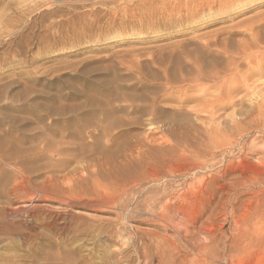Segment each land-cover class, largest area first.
<instances>
[{"label":"rangeland","instance_id":"374dc122","mask_svg":"<svg viewBox=\"0 0 264 264\" xmlns=\"http://www.w3.org/2000/svg\"><path fill=\"white\" fill-rule=\"evenodd\" d=\"M191 1L0 0V158H11V166L0 164V214L11 210V229L0 230V264H141L138 241L155 233L172 238L190 264L196 251L185 240L187 224L180 213L191 207L188 211L196 213L211 192L198 194L199 207L167 210L165 223L144 220L155 210L161 212L159 202L144 200L147 190L141 195L121 190L130 188V177L149 173L156 169L153 161L164 160L167 173L174 171L167 178V201L178 202L179 194L194 192L201 182L199 173L181 175L187 162L177 156L190 154L188 144L217 134L233 143L205 173L221 176L229 167L255 186L259 195L244 193L236 204L240 221L264 212V0ZM180 62V68L194 70L199 64L219 74L201 80L198 88L181 84L169 90L176 98L160 103L167 110L157 115L167 119V126L150 124L151 115H127L132 120L127 124L126 115L113 114L106 118L116 120L106 137L86 127L92 113L101 116L100 103L113 92L138 86V75L164 84L156 75L166 67L177 69ZM186 88L190 100L180 106L178 90ZM132 151L135 156H128ZM17 169L27 174L21 176ZM117 182L122 189L116 192L115 208L112 193L99 194L94 188ZM10 185L7 195L3 187ZM205 193L210 194L207 199ZM120 204L127 208L121 210ZM213 221L206 225H216L219 238L224 231L230 235L235 223L224 212ZM203 237L195 235L199 242ZM241 264H264V246Z\"/></svg>","mask_w":264,"mask_h":264},{"label":"bare ground","instance_id":"6f19581e","mask_svg":"<svg viewBox=\"0 0 264 264\" xmlns=\"http://www.w3.org/2000/svg\"><path fill=\"white\" fill-rule=\"evenodd\" d=\"M190 1V0H189ZM193 1V0H192ZM191 1V2H192ZM200 1V0H199ZM176 2V1H175ZM195 2V1H194ZM193 2V3H194ZM197 2V1H196ZM195 2V3H196ZM185 3V2H184ZM203 3V1H202ZM186 4V3H185ZM199 4V3H196ZM195 4V5H196ZM205 4V2H204ZM190 5V4H189ZM151 6V5H150ZM192 6V5H191ZM202 6V5H201ZM205 6V5H203ZM186 6H184L185 8ZM200 7V6H199ZM193 8V6H192ZM190 8V9H192ZM197 8V7H196ZM204 8V7H203ZM199 10V9H198ZM251 29V28H250ZM257 44V43H256ZM257 46V45H256ZM262 47V46H261ZM251 48V47H250ZM181 49V48H180ZM245 51H247V49H244ZM242 50V51H244ZM251 50V49H250ZM244 51V52H245ZM232 53V52H231ZM239 53V52H237ZM249 53V52H248ZM247 53V54H248ZM253 53V52H252ZM242 54V53H241ZM246 54V55H247ZM249 55V54H248ZM244 56V55H243ZM206 58V57H205ZM188 60V59H187ZM198 60V59H197ZM196 60V61H197ZM208 60V59H207ZM206 60V61H207ZM171 61V60H170ZM194 61V60H193ZM194 61V62H196ZM199 61V60H198ZM212 61V60H211ZM234 61V60H233ZM249 61V60H248ZM191 62V61H189ZM201 62V61H200ZM210 62V61H208ZM207 62V64H208ZM193 62H191L192 65ZM199 63V62H198ZM222 63V62H221ZM227 63V62H226ZM183 66V63L180 62V65L178 63V67L179 66ZM194 64V63H193ZM202 64V63H201ZM210 64V63H209ZM231 64V62L229 63ZM195 65H197L195 63ZM199 65V64H198ZM195 66L196 68L194 70L192 69H185V67H179L180 69L178 70L176 68H165L163 70V74L161 75H156V79L158 80H164L165 83L164 84H159V83H155L154 79H149L145 76L141 77L140 75H138L140 82L138 86L136 85H132V86H128V88L126 90H119L116 92H113L108 100H104L103 102L100 103V107L102 108L101 116H99V113L97 114V112L92 113V117L93 118H88L86 119V127H93L95 130H101L103 133V136L106 137L107 135V129L109 128V126H114L116 120L112 121V120H106V118H109L110 115L112 116L113 114H123V115H132V116H140V115H151L152 117L148 118L149 119V123L154 125H161V126H167V119H162L161 117H157V115L161 112H164L167 110V107H165L164 105H160V103L164 102L166 103L167 101H171L173 98V96L175 95H171L169 90H174L176 88H180V86L182 87L181 84H185L188 85V88H198V86H200V82L201 80H203L205 82L204 79H215L217 78V74H219V72H213L209 73L207 72L205 69H203L200 66ZM205 65V64H204ZM219 65V64H218ZM225 65V64H224ZM193 66V65H192ZM202 66V65H201ZM226 66V65H225ZM228 66V65H227ZM230 66V65H229ZM205 67V66H204ZM212 67V66H211ZM220 67V66H218ZM233 67V66H232ZM231 67V68H232ZM262 67V66H261ZM210 68V67H209ZM208 68V69H209ZM216 68V67H215ZM230 68V67H229ZM227 68V69H229ZM144 69V68H143ZM207 69V68H206ZM220 69V68H219ZM260 69V68H259ZM218 70V68H217ZM222 71L224 69H221ZM230 70V69H229ZM228 70V71H229ZM236 70V69H235ZM221 71V72H222ZM225 71H226V67H225ZM131 72V71H130ZM246 72V71H245ZM248 73V72H246ZM254 73V72H253ZM225 76V74H223ZM235 75V74H234ZM222 76V75H221ZM230 76H233V74ZM223 77V76H222ZM144 78V79H143ZM146 79V83L144 82V80ZM219 79V78H218ZM227 79V78H226ZM224 79V80H226ZM247 79V78H246ZM228 80V79H227ZM214 81V80H213ZM222 81V79H221ZM259 81V80H258ZM224 82V81H223ZM222 82V83H223ZM243 83V81H241ZM239 82V83H241ZM203 83V82H202ZM225 83V82H224ZM223 83V84H224ZM231 83V82H230ZM237 83V82H236ZM193 84V85H192ZM206 84V83H205ZM204 84V86H205ZM213 84V83H212ZM216 84V83H215ZM221 84V85H223ZM246 84V83H245ZM244 84V85H245ZM167 85H169L170 87H167ZM208 85V84H207ZM214 85V84H213ZM212 85V87L214 88V86ZM218 85V83H217ZM225 85V84H224ZM223 85V86H224ZM229 85V84H228ZM228 85L227 88H228ZM247 85V84H246ZM219 86V85H218ZM232 86V85H231ZM202 87V84H201ZM206 87V86H205ZM225 87V86H224ZM246 87V86H245ZM177 89L179 92H181V95H185L187 96L185 99L181 97H179V103L180 106L184 103H187L190 100V96L188 97L187 93V89ZM209 88V87H208ZM211 88V87H210ZM222 88V87H221ZM233 88V86H232ZM130 89V90H129ZM223 89V88H222ZM225 89V88H224ZM231 89V88H230ZM236 89V88H235ZM234 89V90H235ZM138 90H141L142 92H139ZM194 90V89H192ZM200 91V89H198ZM211 90V89H210ZM216 91V90H214ZM222 91V90H221ZM224 91V90H223ZM227 91V90H226ZM208 92V91H207ZM189 93V92H188ZM215 93V92H214ZM218 94V92H216ZM224 93V92H222ZM229 94V90L227 92ZM225 94V93H224ZM256 94V93H255ZM151 95V96H150ZM200 95V94H199ZM212 95V94H211ZM216 95V94H215ZM230 95V94H229ZM203 96V95H201ZM222 96V95H221ZM227 96V95H226ZM231 96V95H230ZM259 97V96H258ZM176 98V96H175ZM174 98V100H175ZM195 98V97H194ZM201 97H198V99ZM227 98V97H226ZM238 98V97H237ZM203 99V98H202ZM225 99V98H224ZM223 99V101H224ZM229 98H227V105L228 103L231 101H228ZM260 99V98H259ZM177 100V99H176ZM197 100V99H196ZM210 100V99H209ZM212 102V101H209ZM212 100V99H211ZM222 100V99H221ZM264 100V99H263ZM262 101V100H261ZM193 102V101H192ZM207 102V101H206ZM216 101H214L215 104ZM190 103V102H189ZM213 103V102H212ZM218 103V107L219 108V103ZM216 103V106H217ZM232 103V102H231ZM264 103V102H263ZM207 104V103H206ZM204 104V105H206ZM222 104V103H221ZM185 105V104H184ZM183 105V106H184ZM208 105V104H207ZM225 105V104H224ZM230 105V103H229ZM182 106V107H183ZM209 106V105H208ZM207 106V107H208ZM214 106V105H213ZM223 106V105H222ZM221 106V107H222ZM206 107V106H204ZM215 108V106H214ZM215 108V109H217ZM225 108V107H224ZM222 107V109H224ZM189 109V108H188ZM246 109V108H245ZM194 110V109H193ZM193 110H188V111H193ZM205 110V109H204ZM221 110V109H220ZM235 110V108H234ZM206 111V110H205ZM190 112V113H191ZM204 112V111H203ZM224 112V111H223ZM207 113V112H206ZM236 113V112H235ZM163 114V113H162ZM248 114V112H247ZM216 115V114H215ZM122 115H119V117ZM124 116V119L125 117ZM127 116V118H128ZM131 116V117H132ZM116 117L118 118V116L116 115ZM122 118V117H121ZM134 118V117H133ZM132 118V119H133ZM137 117H135L136 119ZM233 118V117H232ZM130 121V118H128ZM126 119L125 122H128ZM213 119V118H212ZM119 121V119H117ZM123 122V121H122ZM124 122V124H125ZM169 122V121H168ZM121 123V122H119ZM141 123V122H140ZM147 123V124H149ZM170 123V122H169ZM196 123V122H195ZM213 123V121H212ZM118 124V123H116ZM123 124V125H124ZM125 124V125H127ZM136 124V123H135ZM149 124V125H150ZM151 125V126H152ZM169 125V124H168ZM122 126V125H121ZM91 128V129H93ZM111 128V127H110ZM164 128V127H163ZM168 128V127H167ZM89 129V128H88ZM204 129V128H203ZM166 130V129H165ZM195 130V129H194ZM208 130V129H207ZM97 132V131H96ZM202 132V130H201ZM207 132V131H206ZM156 133V131L154 132ZM152 132V135L154 134ZM193 133V131H192ZM191 133V134H192ZM196 133V132H195ZM193 133V134H195ZM205 133V132H204ZM92 135H90L91 137H97V135L93 136V133H91ZM114 134V133H113ZM151 134V133H150ZM189 135V133H187ZM199 134V133H198ZM203 134V133H202ZM155 135V134H154ZM197 135V133H196ZM205 135V134H204ZM207 135V133H206ZM205 135V136H206ZM212 135V134H211ZM210 135V136H211ZM203 136V135H202ZM104 137V138H105ZM191 137V136H190ZM194 138V135L192 136ZM149 138V137H148ZM196 138V137H195ZM198 138V136H197ZM196 138V140H197ZM203 138V137H202ZM92 139V138H91ZM145 139V137H144ZM167 139V138H166ZM10 140V139H8ZM113 140V139H112ZM143 140V139H142ZM140 140V141H142ZM148 140V139H147ZM194 140V139H193ZM195 140V141H196ZM241 140V139H240ZM144 141V140H143ZM160 141V140H159ZM165 140H161L160 142H164ZM190 141V140H189ZM6 142V141H5ZM188 142V141H187ZM193 142V141H192ZM235 142V140H234ZM11 143V142H10ZM59 143V142H58ZM102 143V142H101ZM142 143V142H140ZM195 143V142H194ZM233 143V140L229 138H223L221 135H214L213 137L207 138V139H203L201 142H196V144L194 145H190L188 144V147L190 148V154H184L180 157L177 156L178 158H185V168L182 171L181 175H185L187 173H199V178H200V182H201V186L199 188H197V190H195L194 192H190V190H187L186 192L183 193V195L179 194L180 196H182V198L179 200V196H178V202H170L167 201V178L174 172L172 173H167V169L163 167L165 162L164 160H156L153 161V166L156 167L155 170L149 172V173H142L141 175H137L134 177H130L129 180H127V184L130 186V188H128V186L123 187L124 189L121 191H126V193L128 192L127 190H134L136 191V193H139L141 195V193H143L144 191L147 192V194H145L146 196L144 197V200H147L148 198H151L152 200H156L157 202H159L160 204V210L156 211L154 207L153 213H151L150 215H152L151 217H146L144 216L147 222H154L158 219L163 220L165 223H167V210H171V209H177V207H183V205L186 206H193V205H197L201 202H199L202 198L199 197L198 194L202 193L203 191L207 190L209 192H211V196L209 197L206 205L205 203L203 204V207H199L198 211L195 212H190L188 211L191 208H187L188 210L185 212L180 213L181 215L183 214V217L180 215V217L183 218V220L185 221V223L187 224L186 228H185V240L187 243H189L193 250H195V254H196V259L191 261L190 264H241V262H243V259L247 256L250 255L251 251L253 250H257L259 247L264 246V212L255 215L253 218L249 219V220H242L240 221L239 219H237V216L235 215L236 213V204L241 200L240 197L243 196L244 193H249L251 194V196H254L255 194L259 195L258 191H256L255 186L250 187L246 182L247 180L244 179L241 176H238V174H236L237 176L233 175L232 171H229V167L223 171L222 175H216L213 173H209L206 174L205 172H207L209 169H211V167L213 166V161L218 157V155H223L224 153L230 151L229 150V146ZM48 144V143H47ZM45 144V146L47 145ZM161 144V143H160ZM159 144V145H160ZM178 144V143H177ZM51 145V144H50ZM60 145V144H59ZM74 145V144H73ZM43 146V145H42ZM138 146V145H137ZM146 146V145H145ZM59 147V146H58ZM139 147V146H138ZM153 147V146H152ZM187 146H185V148H188ZM231 147V146H230ZM49 148V147H48ZM47 148V149H48ZM131 148V147H130ZM160 148V147H159ZM184 148V149H185ZM188 148V149H189ZM192 148V149H191ZM2 149V148H1ZM50 149V148H49ZM59 149V148H58ZM64 149V148H63ZM134 150V148H133ZM142 150V149H141ZM148 150V149H145ZM144 150V151H145ZM155 150V149H154ZM57 151V150H56ZM55 151V152H56ZM136 151V150H135ZM158 151V150H155ZM232 151V150H231ZM48 152V151H47ZM141 152V151H140ZM159 152V151H158ZM186 152V151H183ZM143 153V152H142ZM147 153V152H146ZM154 153V152H153ZM57 154V153H56ZM134 154V152L132 151L128 156H132ZM144 154V153H143ZM147 155V154H145ZM155 155V154H154ZM5 156H8L7 154H5ZM63 156V153H62ZM79 156V155H78ZM135 156V154H134ZM175 156V155H174ZM226 156V155H225ZM61 157V156H60ZM164 157V156H163ZM158 158V157H157ZM166 158V157H165ZM224 158V157H223ZM56 159V158H55ZM114 159V157H113ZM163 159V158H162ZM176 159V158H175ZM77 160V159H76ZM136 160V159H135ZM69 161V160H67ZM124 161V160H123ZM127 161V159H126ZM134 161V160H133ZM179 161V160H178ZM180 162V161H179ZM229 162V161H228ZM143 163V162H142ZM0 164L2 165H10L11 166V158H0ZM43 164V163H42ZM172 164V163H171ZM220 164V163H219ZM218 164V165H219ZM74 166V165H73ZM91 166V165H90ZM132 166V165H131ZM215 167V166H214ZM221 167V166H218ZM63 168V167H62ZM61 168V169H62ZM74 168V167H73ZM91 168V167H90ZM30 169V168H28ZM33 169V168H32ZM175 169V168H174ZM1 170V169H0ZM18 170V169H17ZM65 170V169H64ZM76 170V169H75ZM92 170V169H91ZM127 170V169H126ZM83 171V170H82ZM18 172L20 173L21 176H24L25 174H27L26 171L22 170H18ZM17 172V173H18ZM56 172V171H55ZM76 172V171H75ZM81 172V171H80ZM147 172V171H146ZM176 172V171H175ZM178 172V171H177ZM1 173V172H0ZM58 174V173H57ZM81 174V173H80ZM170 174V175H169ZM175 174V173H174ZM192 174V173H191ZM15 175V174H14ZM179 175V174H178ZM177 175V176H178ZM30 177V176H29ZM58 177V176H57ZM172 177H174L172 175ZM177 178V177H176ZM47 179V178H46ZM59 179V178H57ZM23 180V179H22ZM51 180V179H50ZM117 180V179H116ZM173 180V179H171ZM187 180V179H186ZM194 181V179H193ZM192 181V182H193ZM258 181V179L256 180ZM95 182V181H94ZM93 182V184H94ZM113 182V181H112ZM120 182V181H119ZM191 182V183H192ZM83 183V182H82ZM101 183V182H100ZM118 183V182H117ZM116 183V184H117ZM125 185L126 182H124ZM170 183V182H169ZM175 183V182H174ZM258 183H261L260 180ZM48 184V183H47ZM103 184V183H102ZM112 185L109 186V184H107L108 186L103 187L102 185L96 184L94 191L96 193L101 194L102 192H110L112 193V198L113 200H111V203L114 202V207L118 208V199L116 196V192L118 193V190L122 189L121 184L118 183L119 185ZM171 184V183H170ZM176 184V183H175ZM19 185V184H18ZM124 185V184H123ZM122 185V186H123ZM3 186V185H2ZM14 186V185H13ZM31 186V185H30ZM68 186V185H67ZM94 186V185H93ZM172 186V185H171ZM191 186V185H190ZM21 187V186H19ZM33 187V186H32ZM120 187V188H119ZM170 187V186H169ZM192 187V186H191ZM191 187H189L191 189ZM13 188V187H12ZM65 188V187H64ZM91 188V186L89 187ZM93 188V187H92ZM195 188V187H194ZM246 188V189H244ZM16 189V188H15ZM19 189V188H18ZM18 189L16 191H18ZM163 189V190H162ZM173 189V188H172ZM193 189V188H192ZM20 190V189H19ZM106 190V191H105ZM184 190V189H183ZM3 191L5 193H7L8 195V191L11 192V185L8 186H4L3 187ZM37 191V190H36ZM93 191V192H94ZM145 192V193H146ZM171 192V191H169ZM178 192V191H177ZM175 192V193H177ZM180 192V191H179ZM125 193V192H124ZM135 193V194H136ZM174 193V194H175ZM144 194V193H143ZM150 194V195H149ZM172 194V192H171ZM207 193H205L204 196H206ZM209 194V193H208ZM71 195V194H70ZM96 195V194H95ZM105 194H103L104 196ZM126 195V194H125ZM173 195V194H172ZM210 195V194H209ZM207 195L205 198L207 199V197L209 196ZM99 196V195H98ZM107 196V195H106ZM111 196V195H110ZM169 196V194H168ZM256 196V195H255ZM28 197V196H27ZM69 197V196H68ZM135 197V196H134ZM142 197V196H140ZM138 197V198H140ZM175 197V196H174ZM172 197V198H174ZM58 198V197H57ZM120 198V196H119ZM137 198V197H136ZM257 201L259 200V197H257ZM62 199V198H61ZM109 199V198H108ZM121 199H123L121 197ZM120 199V200H121ZM135 199V198H134ZM102 200V198H101ZM143 200V199H142ZM172 200V199H170ZM126 201V200H123ZM132 201H134L132 199ZM150 202V200H148ZM130 202V200H129ZM140 200L137 202L136 208H138V205L140 204ZM152 202V201H151ZM155 202V201H153ZM205 202V201H204ZM104 203V202H103ZM135 203V202H134ZM158 204V203H157ZM121 206V210L127 208L126 204H120ZM132 205V204H131ZM150 205V204H149ZM152 205V204H151ZM182 205V206H181ZM205 205V206H204ZM153 206V205H152ZM185 206V208H186ZM10 207V206H9ZM142 207V206H141ZM144 207V206H143ZM158 207V208H159ZM105 209V208H104ZM141 209V208H140ZM143 209V208H142ZM157 209V208H156ZM196 209V208H194ZM129 210V209H128ZM146 210V209H145ZM193 210V209H192ZM137 211V210H136ZM172 211V210H171ZM170 211V212H171ZM179 211V210H178ZM176 212V211H175ZM220 212H224V214L226 215H231L233 218L234 226L232 228V231L230 233V235H227L226 233L223 232V237L219 238L218 233L216 235L215 231H214V225L213 228L208 227L206 225V223L211 222L213 223L215 217L217 216L218 213ZM148 214V213H147ZM179 215V214H178ZM139 216V215H137ZM142 216V215H141ZM140 216V217H141ZM170 216V215H168ZM173 216V215H171ZM175 216V215H174ZM11 217V210L9 209H4V211L0 214V230H10L11 229V221L8 220V218ZM124 217V216H123ZM131 217V216H130ZM129 217V218H130ZM143 217V216H142ZM137 218V217H136ZM171 219V218H170ZM174 220V218H172ZM171 219V220H172ZM172 220V221H173ZM176 220V219H175ZM161 222V221H160ZM163 222V223H164ZM170 222V221H169ZM168 222V223H169ZM175 222V221H174ZM180 222H182V220L180 219ZM179 222V223H180ZM123 223V222H121ZM162 223V222H161ZM160 223V224H161ZM176 223V222H175ZM178 223V224H179ZM184 223V222H183ZM210 223V225H211ZM216 223V222H215ZM225 223V222H224ZM153 224V223H152ZM170 224V223H169ZM173 224V223H172ZM177 224V226H178ZM214 224V223H213ZM163 225V224H162ZM233 225V224H232ZM171 226V224H170ZM173 226V225H172ZM171 226V227H172ZM176 226V224H175ZM174 226V227H175ZM176 226V227H177ZM182 226V225H181ZM180 226V227H181ZM185 226V225H184ZM212 226V225H211ZM179 228V227H178ZM151 229V228H150ZM177 229V228H176ZM180 229V228H179ZM216 229V227H215ZM184 230V229H183ZM152 231V230H151ZM151 231H150V235H151ZM179 231V230H178ZM181 231V229H180ZM120 232V231H118ZM143 232V231H142ZM155 232V231H154ZM158 233V232H157ZM119 234V233H118ZM123 234V233H122ZM142 234V233H141ZM153 234V231H152ZM163 234V233H162ZM166 234V233H165ZM204 234V241L199 242L197 241V239L195 238V235H202ZM148 235V236H150ZM147 236V237H148ZM140 237V236H139ZM152 237V235L150 236ZM172 239V238H171ZM170 239V240H171ZM140 240V238H139ZM168 240L166 235L160 236L158 234L155 233V235L152 238H144L141 237V240L138 241L139 242V248L137 249V256L139 258V261L141 262V264H189L188 259L186 258V251L181 249L180 246L178 244H176V242L174 241H170ZM135 254V253H134ZM69 262V258L67 259ZM74 261V258H73ZM61 263V262H60ZM59 263V264H60ZM66 263V262H64ZM134 263V262H133ZM63 264V263H62ZM68 264V263H67Z\"/></svg>","mask_w":264,"mask_h":264}]
</instances>
